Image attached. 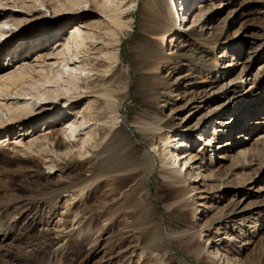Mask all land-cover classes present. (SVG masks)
I'll use <instances>...</instances> for the list:
<instances>
[{"label":"rangeland","instance_id":"374dc122","mask_svg":"<svg viewBox=\"0 0 264 264\" xmlns=\"http://www.w3.org/2000/svg\"><path fill=\"white\" fill-rule=\"evenodd\" d=\"M213 1L0 0V264H264V0Z\"/></svg>","mask_w":264,"mask_h":264},{"label":"bare ground","instance_id":"6f19581e","mask_svg":"<svg viewBox=\"0 0 264 264\" xmlns=\"http://www.w3.org/2000/svg\"><path fill=\"white\" fill-rule=\"evenodd\" d=\"M213 1V0H212ZM83 3V2H82ZM214 3V1L212 2V4ZM81 4V3H80ZM211 7H214L213 5H211L208 9L205 7V6H201L200 7V11H199V14H197L196 15V19H195V21H200V24H202V27L206 24V22L209 20V18H210V9H212ZM88 8V6L87 5H85L84 7H81V10H85V9H87ZM120 8H118V9H116L115 11H118ZM114 11V12H115ZM122 12V11H121ZM119 14V13H118ZM120 15H121V13H120ZM112 16V15H111ZM110 16V17H111ZM112 17H114V16H112ZM111 19V18H110ZM113 20V22L114 23H116V25L119 27V28H122L123 27V29L126 27V26H128L127 24L128 23H125V21H123L122 20V18L121 17H119V16H115L114 18H112ZM151 20V19H150ZM158 25V24H157ZM157 25H156V23H155V21H152V24L150 25V29H151V34H157V35H162V37L164 38L165 37V33L167 32V31H165L163 28L162 29H159L158 27H157ZM149 29V28H148ZM150 29H149V33H150ZM165 29H167L166 27H165ZM160 31V32H159ZM113 36L114 37H116L115 38V41L117 42L119 39H118V37H117V32H113ZM216 38V36L215 37H213V38H211V39H215ZM76 39V41H79L80 43H83V40H84V38H83V36L82 35H80V36H78V37H76L75 38ZM119 42V41H118ZM79 58V57H78ZM118 57H117V54H112L111 55V61H112V63L113 62H116V59H117ZM203 66H206V65H203ZM204 69V68H203ZM205 71V70H204ZM204 71H202L203 73H204ZM27 73H25L24 72V74L22 73V72H19L18 74H16V75H13V76H11V77H9V79L8 80H10V82L8 83V84H6V89L7 90H9V89H11L12 88V86L14 85L15 87L14 88H16V87H18L19 85H21L20 83H24V81L26 80L25 78H27ZM187 75V74H186ZM202 79H204V76H202ZM81 89H83L84 91H83V93H85L86 94V92L89 90L88 89V87H83V88H81ZM104 96H105V99H106V105H105V109L107 108L110 112H113L114 114H116L117 112H118V108H117V106L116 105H114V101L111 99V95L110 94H103ZM75 97L76 96H72L71 98H70V100H74L75 99ZM34 98V97H33ZM45 98L46 97H44L43 96V94L41 93L40 94V96L39 97H36L35 98V101H36V103L35 104H40L41 102H43V101H45ZM22 108V107H21ZM21 112L22 113H17V114H14V115H12L11 117V119H13L12 121H20V120H24L25 118H27V116H29V115H26L25 117H23L24 116V114L25 113H27V112H25L24 113V111H22V109H21ZM29 114V113H28ZM17 118H20V119H18V120H15V119H17ZM261 120H258V121H254L253 122V124H258L259 122H260ZM135 122H137V123H139V125H141V127L143 128V129H145L146 131H148V132H150V131H159V126H157V122L155 121V120H153L152 118L151 119H149V120H145V119H141V118H138V120L137 121H135ZM81 126V125H80ZM74 128H76V126L75 125H73V124H70V126H69V129H74ZM160 129H162L161 127H160ZM244 129H246V126L244 127ZM52 131V130H51ZM47 133V132H46ZM48 133H50V132H48ZM162 133H160L159 134V137H161V138H163L162 137ZM200 136H201V134H200ZM56 143H59V141H57ZM178 143L180 144L181 143V145L182 146H184V145H189V141H188V139H181V141L180 140H178ZM177 145V144H176ZM181 145L180 146H178V147H181ZM191 145V144H190ZM136 146H137V144H136ZM176 148V150L173 152L175 155H174V162L173 163H176V162H178L179 164H180V166H179V169H177L176 167H167L166 168V170L163 172V177H164V179H165V182L167 183H176V182H182V180H183V177H182V171H183V167H182V159H184V158H187L190 154H187V153H176L177 152V147H175ZM245 150V149H244ZM246 152V151H245ZM254 152H255V150H253L251 153L254 155ZM252 155V156H253ZM190 159H194V157H191ZM140 162H141V157H138V159H135V161H131V162H125V163H122L121 165H120V167H119V170H121V172L122 173H127V172H129V173H132V172H134L135 171V169L136 168H138V166L139 165H141L140 164ZM187 163V161H184V164H186ZM127 179H123L122 180V182H125ZM185 188H187V187H185V185L182 187V188H180V191H182L183 189L185 190ZM186 191V190H185ZM186 194V193H185ZM181 197V196H180ZM5 234V233H4Z\"/></svg>","mask_w":264,"mask_h":264}]
</instances>
